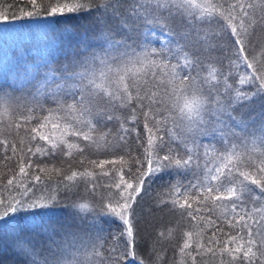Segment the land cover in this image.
<instances>
[{"label":"snow or ice","instance_id":"obj_1","mask_svg":"<svg viewBox=\"0 0 264 264\" xmlns=\"http://www.w3.org/2000/svg\"><path fill=\"white\" fill-rule=\"evenodd\" d=\"M30 4L19 17L0 12V24L39 15ZM66 14L94 18L95 48L42 76L51 60L37 57L36 75L18 60L24 78L0 86V237L21 264H145L135 205L157 181V208L188 229L178 264H264V110L253 114L264 109V47L251 54L264 0H56L47 13ZM62 200L74 220H92L59 240L45 228L38 262L24 221ZM97 209L123 230L103 228Z\"/></svg>","mask_w":264,"mask_h":264},{"label":"trees","instance_id":"obj_2","mask_svg":"<svg viewBox=\"0 0 264 264\" xmlns=\"http://www.w3.org/2000/svg\"><path fill=\"white\" fill-rule=\"evenodd\" d=\"M37 3L40 5L39 15L0 24V86H4L6 91L17 87L19 81L24 78L22 73L18 74L16 71L19 66L18 60L21 63L24 60L28 61L26 67L30 75L37 74L35 70L37 57L43 55L46 60H51L47 67L39 68V75L42 76L49 68L62 67L74 53L80 52L85 46L91 51L98 44L100 30L92 16L66 14L63 17H51L47 13L51 6H55L56 0H37ZM31 8L30 0H0V12H7L9 15L15 13L19 17L22 10H31ZM53 20L59 22L53 23ZM45 31H48L53 38L50 47H45L44 42L40 40ZM29 33L36 39H28ZM253 41L256 47L251 54L256 55L261 47H264V32L257 29ZM36 45L40 46L39 52L36 50ZM262 110L264 109L257 106L253 114L257 115ZM20 132L23 135L24 129L22 128ZM16 170L18 171V167ZM6 173L7 169L0 163V174ZM4 182L6 183V179ZM159 184L160 181L152 184L148 194L139 199L135 205L133 227L137 251L144 257L145 264H157L156 256L151 254L155 246L156 252L166 257L164 264H178L179 257L175 253L177 246L183 242V232L188 229L185 226H177L174 216L157 208L153 197L158 191ZM70 204V200H62L55 210L46 213L38 223L32 220L24 221L20 235L36 245L39 255L35 259L38 262L43 260L48 247L49 239L48 233L44 232L45 228L49 232L55 229V238L59 240L66 231L80 232L82 229H87L91 222L92 213L80 214L81 218L85 215L88 217L83 223L80 219L74 220L72 216L74 210ZM96 215L101 220L103 228L108 231L116 233L123 230L118 220L109 223L108 218L100 216L99 209L96 210ZM170 228L173 229V234L168 236L167 230ZM161 231L165 232L166 239H158V233ZM224 239L221 237V240ZM17 251L18 249H14L12 237H0V264H21L22 258L16 254ZM198 261L199 264H219L218 260H213L210 256L205 260L198 258Z\"/></svg>","mask_w":264,"mask_h":264}]
</instances>
